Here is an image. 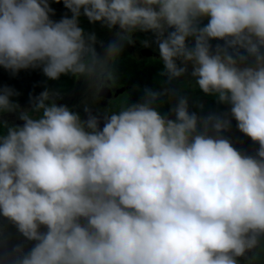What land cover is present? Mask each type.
I'll return each instance as SVG.
<instances>
[{
  "label": "clouds",
  "instance_id": "clouds-1",
  "mask_svg": "<svg viewBox=\"0 0 264 264\" xmlns=\"http://www.w3.org/2000/svg\"><path fill=\"white\" fill-rule=\"evenodd\" d=\"M62 2L71 17L54 21L48 0H0V67L83 77L99 96L125 42L151 32L140 51L159 56L163 84L190 77L228 110L198 115L165 86L102 117L85 106L83 119L58 91L30 97L37 117L0 120V218L35 243L9 248L0 227V264H251L264 244V0ZM81 15L118 26L102 56ZM15 95L0 87V115L20 109ZM233 119L254 154L221 135Z\"/></svg>",
  "mask_w": 264,
  "mask_h": 264
},
{
  "label": "trees",
  "instance_id": "trees-1",
  "mask_svg": "<svg viewBox=\"0 0 264 264\" xmlns=\"http://www.w3.org/2000/svg\"><path fill=\"white\" fill-rule=\"evenodd\" d=\"M49 6L54 10V14L51 15V19L54 21L60 20L65 15L71 17V12L64 7L62 0H60L59 3L51 0L49 2ZM206 22L207 21L205 20L204 23ZM93 24L94 22L90 23L85 16L81 15L79 17V26L84 29L86 34L92 33L93 28L91 29V27H93ZM135 35H138L142 41L154 40L152 33L150 34V38L145 39H143L144 36L142 33H136ZM149 48L158 53V51L155 50V44H152ZM114 67L116 80L113 84L127 86V89H124V91L120 93V96L127 94L124 107L130 103L138 102L140 97L143 95V89L145 87L154 89H158L162 86L172 87L179 89L181 94H185L188 91V84L185 80L174 81L172 85L163 84L164 77L159 75L163 67L159 56L150 55L145 58H137L123 49V52L116 60ZM75 80L76 78H73L71 75L61 76L60 79L56 81L48 80L38 68L20 70L17 74L12 75L8 70L0 67V87L7 86L14 89L18 95L12 97L13 101H15L19 106L27 105L30 112V97L39 95L45 90V88L51 91L65 93L75 84ZM189 98L190 111H195L201 116L207 115L213 111L224 112L228 110V106L217 104L214 97L201 95L199 89L196 96L192 95ZM197 100L204 104L202 111L193 107ZM174 103L175 96L170 94L169 97L164 99L162 104L158 102L156 106L160 111L168 113L169 108L172 107ZM38 115L39 113H37V116ZM169 116L171 118L170 114ZM6 132L7 127L0 125V135L6 134ZM221 135L230 138L233 145L243 153L254 154L259 147L258 144L253 143L250 138L244 136L238 131L236 121L234 119L232 120L230 130L221 133ZM0 227H3L4 231L8 233L7 236L11 237V239L15 242L25 243V250H28L35 243L26 242L24 238L16 232L14 226L3 218H0ZM241 264H247V262L241 260ZM251 264H264V244H262L261 248L257 250V259L252 261Z\"/></svg>",
  "mask_w": 264,
  "mask_h": 264
},
{
  "label": "rangeland",
  "instance_id": "rangeland-1",
  "mask_svg": "<svg viewBox=\"0 0 264 264\" xmlns=\"http://www.w3.org/2000/svg\"><path fill=\"white\" fill-rule=\"evenodd\" d=\"M51 0H48V2H50ZM93 28L92 33H88V34H95L96 37V43L94 45L96 51L98 54H100L101 56L104 54L105 49L107 47V45L112 42L114 39H116V32L119 30L118 26L113 27L112 29L107 28L105 25H103L101 22H94L93 27H91V29ZM136 33H142V35L146 38H150V32H141V31H136L132 34V39L134 41V43L132 44H127L125 42L124 45V49L131 53L134 57L137 58H145L146 55H143L140 53V49L143 48L142 44H140L142 42L141 38L138 35H135ZM148 36V37H147ZM140 43H138V42ZM213 46H215L217 43H223L222 41H212L211 42ZM145 48V47H144ZM147 49V48H146ZM180 80H185L188 84V91L187 93H185V95H188L189 97H191L192 95H197L198 94V87L195 84L194 79H191L190 77H182ZM75 85V84H74ZM74 87V86H73ZM89 90L85 91L86 95H82L80 97V95H78L77 98L80 97L81 101H88L91 102L94 98L95 100V93H96V87L95 85H90L88 84ZM75 88V87H74ZM91 89V90H90ZM71 90L67 91L66 93H70ZM201 95H205L202 91H200ZM127 98V94H123L121 95L118 99H116L115 101H112L109 104V108H110V112H118L121 108L124 107L125 105V100ZM97 104H101V100L100 99H96ZM21 111H29V108L27 105H21L20 109L18 111H14L11 113H4L2 115H0V120L6 121L8 124H10L11 126H16V119H19V113ZM30 114L33 117H37V113L35 112H30ZM5 234L7 235L8 233L5 232ZM17 244V242H15L14 240L10 239L9 243H8V247L11 248L12 245Z\"/></svg>",
  "mask_w": 264,
  "mask_h": 264
},
{
  "label": "flooded vegetation",
  "instance_id": "flooded-vegetation-1",
  "mask_svg": "<svg viewBox=\"0 0 264 264\" xmlns=\"http://www.w3.org/2000/svg\"><path fill=\"white\" fill-rule=\"evenodd\" d=\"M73 86L69 89L71 90L70 93H60V98L57 100V103L67 105L72 111L78 112L80 116L84 112L85 106H87L88 108H94V114H104L105 110L110 112L109 104L119 98L120 94L118 93L124 91V89H127V86L115 85L112 82H108L107 88L101 91L103 93H106L108 95L107 97H104L102 95L98 96L95 93V100L94 98H92L93 100L91 102H84L80 100V97L82 95H86L85 91L89 90L88 84L85 79L83 77L79 78ZM78 95H80L79 98H77ZM96 99H100L102 101L101 104L98 105ZM15 122L17 124L16 126L22 125L23 123V121H21L20 119H16Z\"/></svg>",
  "mask_w": 264,
  "mask_h": 264
},
{
  "label": "water",
  "instance_id": "water-1",
  "mask_svg": "<svg viewBox=\"0 0 264 264\" xmlns=\"http://www.w3.org/2000/svg\"><path fill=\"white\" fill-rule=\"evenodd\" d=\"M141 52V54H143V55H151V53L152 52H150V51H148V50H145V49H143V50H141L140 51ZM101 95L102 96H108L106 93H103V92H101ZM92 112H93V114H94V108H89ZM96 115H99V116H103V113H97ZM81 118L83 119V118H85V113L83 112L82 113V115H81ZM102 123H103V121L101 120V126H102Z\"/></svg>",
  "mask_w": 264,
  "mask_h": 264
}]
</instances>
